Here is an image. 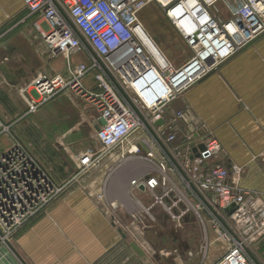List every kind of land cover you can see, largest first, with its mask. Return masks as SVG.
<instances>
[{
  "label": "built area",
  "instance_id": "2783aa9c",
  "mask_svg": "<svg viewBox=\"0 0 264 264\" xmlns=\"http://www.w3.org/2000/svg\"><path fill=\"white\" fill-rule=\"evenodd\" d=\"M22 2L46 25L40 35L53 56L68 60L84 51L90 60L69 66L67 76L35 80L30 88L36 95H31L27 112L36 111L61 91L86 95L98 113V146L74 177L57 184L28 148L10 135L9 147L0 152V246L10 245L79 176L106 169L95 198L111 218L123 212L118 206L124 204L130 208L125 215L136 222H143L144 212L155 220L153 212L160 209L177 224L193 212L203 233L199 250L203 263L208 248L203 227L209 223L227 243L209 264H259L252 249L264 236V203L240 185L238 165L220 161L219 140L200 123L182 128L185 110L169 106L264 33V0ZM151 4L190 50L179 67L160 48L165 59L152 50L156 42L140 21V12ZM90 74L97 83L95 91L83 85ZM3 133L10 129L0 122ZM133 165L138 171L129 178L124 203L110 195V182Z\"/></svg>",
  "mask_w": 264,
  "mask_h": 264
},
{
  "label": "crops",
  "instance_id": "0c3cea01",
  "mask_svg": "<svg viewBox=\"0 0 264 264\" xmlns=\"http://www.w3.org/2000/svg\"><path fill=\"white\" fill-rule=\"evenodd\" d=\"M16 11L12 19L14 29L5 31V33L9 31L7 40L15 49L21 47L33 49L36 47L35 42L40 40L39 33L43 29V21L39 15L30 14L23 6L22 0L18 2ZM157 17L158 23L155 24L143 14L144 22L154 39L170 57L174 58L176 56L170 53V47L182 45L181 40L168 24L171 29L165 26L163 22L165 19L160 14ZM161 23H164V26ZM183 52V55L178 56L180 60L185 61L190 57L188 55L190 50ZM43 53H46L45 50ZM45 56L38 55L40 60L43 58L42 62L53 59L49 62V69L55 75L66 74L69 66L90 62L84 51L72 54L68 60L63 56L51 58L47 53ZM0 70L11 85L24 74L23 70H16L10 64H2ZM88 82L93 86L96 84L94 80ZM7 93L13 94L6 89L5 97L0 94V122L5 123V119L12 118L11 123L8 124L10 133H5L9 136L10 145V135H17L13 130L20 133L21 129L18 125L29 115L19 119L26 114L30 97L26 98L21 94L20 97L15 96L17 98L11 108ZM23 97L22 103L20 99ZM169 107L171 110H185L186 119L180 123L182 128L189 123H200L206 132H210L219 140L223 147L220 161L227 166L238 165L240 185L255 199L264 203V33L189 87ZM97 117L98 113L94 122ZM85 120V116L81 115L72 122L60 121L59 125L64 131L61 134L58 132L60 135L57 136L54 133L55 139H60L63 143L60 147L64 156L63 161L67 164L65 167L68 166L72 170L66 172L64 167L65 172L59 173L56 172L55 166L49 164V175L57 184L65 183L78 172L77 163L75 167L72 166L74 165L72 155L78 150L87 148L88 136L83 132ZM16 122L17 124H14ZM30 124L31 122L23 126ZM12 125L14 129H11ZM94 125L96 129L89 136L92 139L89 145L91 147L86 149L92 152L98 146L96 132L99 124L95 122ZM30 142L31 140L29 142L22 140V143L33 151ZM63 161L61 164H64ZM137 171L135 165L128 166L114 176L110 182V195L126 203L129 178ZM96 172V179L101 181L102 186L106 169ZM84 177L86 178L87 175ZM137 195L142 198L143 194L137 192ZM88 196L87 188L80 185L73 188L72 185L42 216L16 234L13 246H0V264H143L147 262L146 248L142 244L143 237L140 236L142 234L140 231L145 226L144 222H139L141 224L139 229V225L134 222L129 223V217H125V220L133 226L131 229H136V233L139 234L138 237L135 236L138 239H134L132 233H121L119 228H115L114 222H111V219L99 209L100 206L94 205ZM121 215L123 218L126 216L124 212ZM145 220L147 219L144 217ZM150 220L154 221L151 218ZM181 224L184 227H181L180 237L184 240L188 239L187 231L184 229L190 227L194 230L197 225L191 218L184 219ZM195 235H198L197 231H194L189 239L196 240ZM198 237L199 235L197 239ZM261 238L254 243L253 248ZM133 242L144 251L147 260L132 249ZM224 249L215 254L214 247L208 244L206 264L216 260L225 251Z\"/></svg>",
  "mask_w": 264,
  "mask_h": 264
},
{
  "label": "rangeland",
  "instance_id": "374dc122",
  "mask_svg": "<svg viewBox=\"0 0 264 264\" xmlns=\"http://www.w3.org/2000/svg\"><path fill=\"white\" fill-rule=\"evenodd\" d=\"M20 0H0V67L2 64L5 65H11L16 68V70H23V73L21 76L18 77V80L14 84H10L6 81V79L3 76L2 71L0 70V94L5 97V89L7 91H12V95H9V106L11 108L13 107V103L17 97L15 96H26V98L29 96L31 98V95L35 94V91L33 89L31 90L30 87L33 86V83L35 80H37L40 77H54L56 76L53 72H50L49 69V62L53 59H47L45 62H42L39 59L38 55H43L46 57V53L51 58H57V56H53L45 47L41 35L39 33V41L35 42L36 47L33 49L29 47L25 48H13V44L9 43L7 40V37L9 36L6 32V30H13V21L12 20L16 14L17 5ZM143 14H146L151 22L157 24L158 23V17L159 12L157 10V7L154 4L147 5L141 12H140V21L143 23L145 29L148 31L152 39L156 42L158 47L163 51V53L167 56V58L172 62L173 65L179 67L181 66L185 61H182L179 59L178 55H183L184 50L188 51V48L184 45V43L181 41L182 45L180 46H171L170 47V53L176 57H170L166 51L158 44V42L154 39L152 33L148 30V27L146 26ZM165 23V26L167 23ZM164 23L162 26H164ZM44 24V23H43ZM43 29L46 28V25L44 24ZM166 27H169L168 25ZM170 28V27H169ZM171 29V28H170ZM8 35V36H7ZM7 40V41H6ZM45 50L46 53H43ZM43 53V54H42ZM45 54V55H44ZM74 54V53H73ZM189 56L191 54H188ZM61 56V55H59ZM71 56V55H70ZM48 57V58H49ZM64 57V56H63ZM65 58V57H64ZM89 58V56H88ZM188 59V58H187ZM67 72V71H66ZM67 74V73H66ZM64 74H57L61 76H67ZM90 80H94L93 74L87 75L86 78L83 81L84 87L89 91H95L97 90V83L93 86L91 82H88ZM96 82V81H95ZM30 90V91H29ZM21 94V95H20ZM67 94V95H63ZM36 95V94H35ZM68 96V97H67ZM55 98V99H54ZM22 103L24 102V97L20 99ZM28 105L26 106V114L24 116H21L19 119H22L25 117V115H28L21 123H19V127L21 129L20 133L15 132L14 129V123L11 126V129H14V134L16 133L18 137L21 139H18L22 142H29L31 140V144L33 147V151L27 146L29 152L32 154V156L35 158L37 163L47 172L50 173V166L49 164H52L56 168V172L63 173L65 165H67L63 160V152L60 147L61 142L60 139H55L57 135H60L64 129L60 127L59 122L60 121H74L81 117V115H84L86 120L84 121L83 125V132L85 135L88 136L86 139L87 148L91 147L92 139L89 138L91 134L96 129L95 122L97 123L96 119L97 113L96 109L93 105V102L87 97L86 95L76 94L72 91H61L58 94H56L51 100L46 102L45 104L41 105L36 111L34 112H27ZM12 118L5 119V123L8 125L11 123ZM4 120V119H3ZM33 120H36L37 122H34ZM7 121V122H6ZM19 121V120H18ZM30 125L23 126L26 123H30ZM10 129V128H9ZM17 131H19L18 128H16ZM60 134H59V133ZM55 133V135H54ZM58 133V134H56ZM16 135V136H17ZM60 137V136H59ZM62 146V145H61ZM9 147V136L7 134H0V152H4ZM86 148V149H87ZM78 150L72 155V159H74L72 162V166L75 167L76 163L78 165V168L80 169L81 166H83L84 160L91 155V150ZM35 151V152H34ZM64 162V164H61V162ZM55 164V165H54ZM71 166V163L69 164ZM79 169L77 171H79ZM66 172H71V168L68 166L65 167ZM74 170V169H73ZM97 172H93L91 174H85L83 176H79L78 180L73 183V188L78 187L79 185L83 188H87L88 190V197L91 201L94 202V205H99V209L104 212L106 216H108V219H111L112 221H115L116 225L115 228L121 229L122 233L128 234L132 233L134 239H138L139 234L136 233V229H131L133 226H131L129 223L134 222V224L139 225V229L141 228V224L139 222H135L134 220L128 218V216L121 215L120 212H117V214H113V218L110 217L107 211H105L95 196L100 192L101 187V181L97 180L96 176ZM126 173V172H125ZM91 176V177H84V176ZM75 176V175H74ZM124 176V175H123ZM64 183V182H62ZM72 187V186H71ZM70 187V188H71ZM69 188V189H70ZM68 190V189H67ZM66 190V191H67ZM94 190V191H93ZM65 191V192H66ZM120 207L124 213L128 210L129 207L127 204H124V206H118ZM43 215V214H42ZM40 215V216H42ZM153 216L156 218L153 222L150 220L149 215H145V218L147 220H143L145 226L143 227V230L140 232L142 239V244L146 248V255H147V263H153V264H206L208 263V259L206 260V263H203L201 261V258L199 256V250L200 245L202 244V230L200 224L195 219V216L193 212L188 213L184 219L191 218L194 223H196V227L193 230V228L184 229V231H187V237L188 239H183L180 237V231H182V228L184 227L183 224H181L184 219L177 224H174L171 222L169 217L160 209L153 212ZM125 217L128 218L129 223L125 220ZM125 222V223H124ZM208 228L207 238H206V245L210 244L215 249V254H218L221 252L224 248L226 249L227 243L221 239L218 234L214 231V228L209 223H206ZM182 227V228H181ZM194 231L198 232V239L197 236L195 239L199 242H196V240H190L189 236L192 235ZM138 232V231H137ZM136 236V237H135ZM16 239V236L11 241L10 245L8 247L13 246L14 241ZM190 240V241H189ZM188 245H187V244ZM186 244V245H185ZM7 246V245H2ZM224 249V250H225ZM253 255L258 261L259 264H264V237L261 238L259 243L254 246L252 249ZM208 254V253H207ZM22 264V263H21Z\"/></svg>",
  "mask_w": 264,
  "mask_h": 264
},
{
  "label": "water",
  "instance_id": "95a60500",
  "mask_svg": "<svg viewBox=\"0 0 264 264\" xmlns=\"http://www.w3.org/2000/svg\"><path fill=\"white\" fill-rule=\"evenodd\" d=\"M232 210H233V207H229L227 209L228 212H231ZM119 231L122 233L121 229H119ZM131 247L139 256H141L144 260H147V258L145 257L146 255L144 251L136 243L133 242L131 244ZM147 264H153V263H147Z\"/></svg>",
  "mask_w": 264,
  "mask_h": 264
},
{
  "label": "bare ground",
  "instance_id": "6f19581e",
  "mask_svg": "<svg viewBox=\"0 0 264 264\" xmlns=\"http://www.w3.org/2000/svg\"><path fill=\"white\" fill-rule=\"evenodd\" d=\"M154 43V42H153ZM153 43H152V45H153ZM153 47L154 48H152V50H154L155 52H158L161 56H162V58H163V55L161 54V51H160V49H159V47L157 46V44H155L154 43V45H153ZM163 59H165V58H163ZM94 191V190H93ZM127 197H128V195H126V199H127ZM128 200V199H127ZM127 200H126V202H127ZM145 215H147L145 212L140 216V218H142V220L144 219V217H145ZM116 225V224H115ZM203 230L205 231V237L207 238V233H208V228H207V225H205L204 227H203Z\"/></svg>",
  "mask_w": 264,
  "mask_h": 264
}]
</instances>
